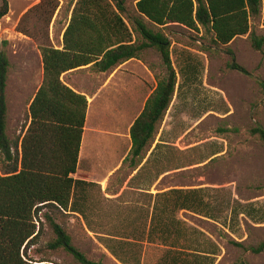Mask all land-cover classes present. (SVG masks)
Here are the masks:
<instances>
[{
    "label": "trees",
    "instance_id": "16d2710c",
    "mask_svg": "<svg viewBox=\"0 0 264 264\" xmlns=\"http://www.w3.org/2000/svg\"><path fill=\"white\" fill-rule=\"evenodd\" d=\"M127 1L73 0L59 45H54L49 36L59 0H39L27 9L17 31L36 42L43 79L29 102V121L15 139L7 134L8 41H0V264H56L47 257L35 259L28 254L42 232V218L55 234L46 244L49 249L63 248L78 264H102L74 245L65 227L55 219L56 214L73 216L76 212L122 264L215 262L217 245L205 239L201 244L196 238L199 230L178 216L179 211H185L217 219L206 186L146 192L147 202L133 215L122 218L120 232L90 229L83 212L88 199L76 196L74 189L81 182L70 176L77 167L87 100L63 82L61 74L88 63L97 71L110 70L128 59H142L150 48L160 54L166 73L155 75L156 86L129 127L131 145L121 167L129 161L135 169L155 140L177 85V71L170 58L171 41L162 27L183 25L196 33H209L213 43L222 45L247 34L253 47L260 49L264 35L256 34L252 21L258 19L264 24V0H135L137 12L152 22L153 28L140 18H134L131 27L127 25L123 16ZM7 11L8 0H0V19ZM230 67L246 73L236 62ZM249 132L264 144L263 126L255 124ZM159 144L156 142L148 159ZM42 209L45 211L40 216ZM229 210L230 220L236 214L235 206ZM236 244L244 247L242 242ZM247 248L262 251L264 239Z\"/></svg>",
    "mask_w": 264,
    "mask_h": 264
},
{
    "label": "rangeland",
    "instance_id": "374dc122",
    "mask_svg": "<svg viewBox=\"0 0 264 264\" xmlns=\"http://www.w3.org/2000/svg\"><path fill=\"white\" fill-rule=\"evenodd\" d=\"M38 1L8 0V11L0 19V41H8L5 47L10 61L6 86L7 134L13 139L21 134L29 121L28 105L36 87L32 80L40 73L39 61L34 55L38 50L36 42L17 31V26L27 9ZM72 1L59 0L49 25V36L54 45L61 43ZM134 3L135 0L126 3L123 16L127 25L131 27L133 19L140 18L153 28L154 24L137 12ZM162 29L171 41L170 58L177 71V85L157 133L163 127L159 137L172 144L158 149L157 159L153 157L145 162L137 177L124 188L118 202L101 200L99 186L88 188V201H97L102 213H91L94 208L88 207L87 216L91 222H98L103 232H120L122 218L133 215L147 202L145 193L135 189L140 180L158 177L151 192L167 187L206 186L210 188L206 196L214 204L217 219L185 211H179L178 216L199 230L200 235L196 238L201 244L209 240L217 245L219 251L214 264H264V249L252 252L247 248L264 239V144L249 132L255 124L264 127V41L261 48L256 49L247 34L222 45L213 43L209 33H196L183 25L169 24ZM252 29L257 35H264V24L260 20L252 21ZM232 62L243 66L246 73L230 67ZM143 66L150 70L154 80L155 75L166 73L160 54L151 48L144 52L142 59H133L122 67L123 72L116 79L120 83L117 95L119 97L121 92L123 95L124 112L119 120L114 115L108 120L109 116L99 113L105 130L120 132L117 123L118 126L122 123L124 134H127L145 95L156 84V80L149 79L150 88H145L137 100V108H133L130 95L136 88L134 82L137 77L147 80L139 71ZM114 97L115 88L108 95V108L115 105ZM97 124L96 120L91 124L99 133H91L87 149L91 160H95L100 169H105L119 156L121 149L115 150L114 137L108 131L100 133L101 127ZM129 146L130 138L125 135L122 154L127 153ZM131 169L126 161L110 177L107 190L111 192L123 179L127 180ZM162 170L168 171L156 176ZM231 205L235 206L236 214L229 220ZM44 211L42 209L39 215ZM55 219L89 259L102 264H119L94 233L85 229L80 217L56 214ZM54 236L51 226L42 218V232L28 254L35 259L47 257L56 264H78L63 248L51 250L46 246ZM236 242H242L244 247Z\"/></svg>",
    "mask_w": 264,
    "mask_h": 264
},
{
    "label": "crops",
    "instance_id": "0c3cea01",
    "mask_svg": "<svg viewBox=\"0 0 264 264\" xmlns=\"http://www.w3.org/2000/svg\"><path fill=\"white\" fill-rule=\"evenodd\" d=\"M61 38H62V33H61ZM35 58L39 61V76H37V79L32 82L35 83L36 87L35 90L30 98L34 96L35 92L37 91L38 87L42 83L43 79V64H42V59H41V54L39 50H35ZM135 58H131L126 60L125 62L119 64L113 69L110 70H105V71H97L92 67V63H88L85 65H80L75 68L69 69L64 71L61 74V79L63 82H65L69 87H71L74 91L83 94L86 97L87 100V108H86V115H85V122H84V128L82 132V137H81V142H80V148H79V153H78V161H77V167L75 172L71 173L70 176L76 181H79L78 186L75 187L74 191L76 196L78 198H87L86 190L90 188L91 186H99L100 192H101V200L105 201H116L118 202V197H120L124 191V188L131 182V179L134 178V176L137 174L139 171L140 167L145 164L146 160L148 159L151 151L153 150L156 142L160 143L156 149H154V155L150 158H156V151L160 148L165 147V145L172 144L168 140H166L164 137L160 138V133L163 132V127H161L160 131L157 133L156 139L153 141V143L149 146L148 150L145 152V155L139 165L135 169H131V176L126 180L123 179L121 184L119 183L118 187L109 192L107 190V186L109 185L110 182V177L114 174L117 173L121 169V165L123 163V159L128 153L130 146L128 148L127 153L124 155L122 154V141L124 140L125 135L129 136V127L132 124L133 120L136 118V116L140 113L142 110L145 100L148 97V95L152 92V90L155 88L156 84L150 88V83L149 79L151 78L153 81L154 77L150 70H148L145 66L139 67V71L141 73H144V75L147 77V80L137 77V79L134 82V85L136 86L135 89H133L132 94L130 95V100L133 103V108H137V103L138 99L141 96V94L145 91V88L149 89V92L145 95L140 109L130 122L128 128H127V134H124L123 126L122 123H120V126H118L119 123H117V127L121 128L120 132L117 131H108L104 129L103 119H99L98 116L100 114H104L105 116H109L108 120L111 118V115L119 120V116L123 115L124 109L122 106V100H123V95L122 92L120 93L119 97L117 95V88L120 85L119 82H117L116 77L123 72L122 67H124L129 61H132ZM115 79V81H114ZM122 87V86H121ZM115 88V97H114V103L111 108H108V95L110 92H113V89ZM122 91V89H121ZM30 102V101H29ZM100 113V114H99ZM91 117V119H90ZM122 117V116H121ZM95 120L98 122V127H101L100 133H106L105 131L110 132L111 136L114 137V143H115V150L117 151V148L121 149V152L119 156L116 157V159L105 169H100L99 165L95 163V160H91V157L88 153L87 145H88V140L91 136L92 132H97V129H92L91 124L95 122ZM103 121V122H102ZM118 122V121H117ZM103 127V128H102ZM109 134V133H107ZM160 138V139H159ZM130 145H131V140H130ZM18 150L20 152V141L18 143ZM161 153V152H160ZM158 157V156H157ZM153 158V159H154ZM168 170H162L159 172L160 176L161 174L165 173ZM133 172V174H132ZM158 178V177H156ZM156 178L154 177L153 179H147L145 178L144 180H140L139 184L135 189L139 192L142 193H152L154 194L157 191H163L171 187L163 188L156 190L155 192H151V187L154 185V182L156 181ZM86 195V196H85ZM86 203V202H85ZM97 201L93 202L90 199V202L88 201L85 206H83V212L84 214H88V207L94 208V210H91V213L94 214H101L102 212L100 211V205H98ZM74 214L73 216H78L80 217L83 225L85 226V229L90 231L89 228L86 225L85 220L81 217L79 213H72ZM89 219V218H88ZM90 222V229L91 230H96V231H101V226H98V222ZM91 232V231H90ZM103 246V245H102ZM104 248V247H103ZM105 249V248H104ZM106 250V249H105ZM107 251V250H106ZM108 254H110L107 251ZM110 256H112L110 254ZM113 257V256H112ZM114 258V257H113ZM115 259V258H114ZM119 264L120 263L117 259H115Z\"/></svg>",
    "mask_w": 264,
    "mask_h": 264
}]
</instances>
